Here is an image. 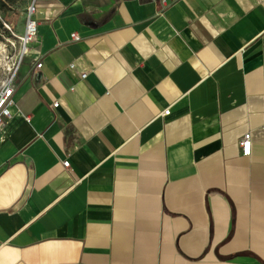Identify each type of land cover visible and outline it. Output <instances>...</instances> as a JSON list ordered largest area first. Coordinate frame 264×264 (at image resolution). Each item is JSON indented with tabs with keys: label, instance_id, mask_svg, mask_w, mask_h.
Wrapping results in <instances>:
<instances>
[{
	"label": "crops",
	"instance_id": "crops-1",
	"mask_svg": "<svg viewBox=\"0 0 264 264\" xmlns=\"http://www.w3.org/2000/svg\"><path fill=\"white\" fill-rule=\"evenodd\" d=\"M35 18L0 127V264H264V0Z\"/></svg>",
	"mask_w": 264,
	"mask_h": 264
},
{
	"label": "built area",
	"instance_id": "built-area-1",
	"mask_svg": "<svg viewBox=\"0 0 264 264\" xmlns=\"http://www.w3.org/2000/svg\"><path fill=\"white\" fill-rule=\"evenodd\" d=\"M37 1L27 0L23 14V31L15 32L11 26L3 22V25L10 31L11 37L5 38L6 41H0V127H2L10 117V104L12 103V93L14 90V78L19 69L23 56L27 53L30 45L37 41L38 21L35 18L37 10ZM70 36L76 39L78 36L72 32ZM41 62L36 63V67H40ZM73 64H69L71 67ZM82 73L81 76H84ZM58 102H52L53 106H57ZM169 109H164L161 113H168ZM29 116L25 119L29 120ZM238 146L241 154L248 155L251 151V133L246 131L238 140ZM62 165L67 167L68 159L62 160Z\"/></svg>",
	"mask_w": 264,
	"mask_h": 264
},
{
	"label": "rangeland",
	"instance_id": "rangeland-1",
	"mask_svg": "<svg viewBox=\"0 0 264 264\" xmlns=\"http://www.w3.org/2000/svg\"><path fill=\"white\" fill-rule=\"evenodd\" d=\"M27 0H0V41L11 37L10 31L3 25L8 23L11 28L18 32L23 24L24 7ZM39 1H37L38 6Z\"/></svg>",
	"mask_w": 264,
	"mask_h": 264
}]
</instances>
